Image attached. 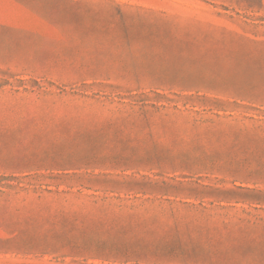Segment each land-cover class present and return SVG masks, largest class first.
<instances>
[{
  "label": "rangeland",
  "instance_id": "1",
  "mask_svg": "<svg viewBox=\"0 0 264 264\" xmlns=\"http://www.w3.org/2000/svg\"><path fill=\"white\" fill-rule=\"evenodd\" d=\"M0 264H264V0H0Z\"/></svg>",
  "mask_w": 264,
  "mask_h": 264
}]
</instances>
